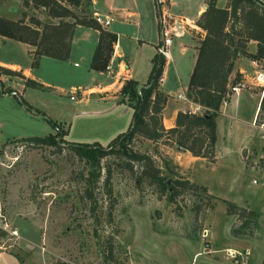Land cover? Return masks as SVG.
Instances as JSON below:
<instances>
[{"label": "rangeland", "instance_id": "374dc122", "mask_svg": "<svg viewBox=\"0 0 264 264\" xmlns=\"http://www.w3.org/2000/svg\"><path fill=\"white\" fill-rule=\"evenodd\" d=\"M95 1L98 11L104 10L124 34L121 45L133 54L138 52L132 55L130 64L141 80L146 79L154 43L161 39L158 11H165L167 17L193 19L201 4V0H167L158 6L155 0ZM72 10L77 16L85 14L83 5L73 6ZM129 11L132 15L126 17ZM0 17L30 25L33 18L57 21L43 7H33L30 1L24 5L21 0H0ZM167 26L173 29L168 20ZM11 45L6 41L0 46V58L19 56L15 44ZM167 49L172 60L163 64L159 83L174 95L180 85H186L194 51L185 33L173 34ZM37 89L43 90L35 96V105L43 116L37 114L33 119L14 114L9 103L0 99V141L8 137L0 142V264H264V125L253 121L256 139L240 150L244 176L239 173L236 155L226 154L220 141L213 162L203 158L204 163L193 164L183 154L178 156L176 150H182L174 144L139 135L125 141L127 152L146 150L152 154L161 173L169 178L167 184L172 178L201 184L197 182L199 177L213 193L208 199L207 190L186 188L169 200L157 196L146 179L137 186L128 169L131 165L136 170L137 164L128 161L116 145L100 157L96 168L99 177L87 185L91 191L87 196L83 189L91 168L87 161L78 158L63 142L58 148L17 137L53 132L45 117L71 123L68 137L75 136L73 141L104 133L80 120V111L93 106L74 102L87 93L76 91L71 99V90L57 95L47 88ZM230 93L229 89L227 96ZM89 96L90 102L97 101L96 105L105 110V98ZM100 144L108 148L106 143ZM224 199L258 211L250 225L251 234L233 236L229 232L236 219L226 212Z\"/></svg>", "mask_w": 264, "mask_h": 264}, {"label": "trees", "instance_id": "16d2710c", "mask_svg": "<svg viewBox=\"0 0 264 264\" xmlns=\"http://www.w3.org/2000/svg\"><path fill=\"white\" fill-rule=\"evenodd\" d=\"M24 5L30 1L33 7H43L50 17H55L56 22H40L33 18L32 25L22 20H12L0 17V35L12 37L27 42L34 46L31 50V65H35L40 54L56 58H64L68 53L69 38L75 23L85 24L99 30L98 39L94 47L89 66L102 70L112 51V44L116 39L115 32L103 28L98 24L91 13H86V0H21ZM206 6L196 19V24L203 30L196 47V54L188 77L185 96L202 107L200 112L177 111L174 124L165 127L161 121V108L166 99V93L158 88L164 57L156 51L151 57V68L148 77L140 87L136 80L125 79L120 87L121 100L132 108L129 123L125 130L118 132L104 148L98 141H66L61 137L65 130L49 117L45 119L54 129L44 135H28L18 137L39 145H54L61 148L60 142L78 157L90 164L85 178L86 186L83 188L87 196L91 195L88 184L99 177L97 164L100 157L108 151L121 148L128 161L137 164L132 172L135 184L138 186L146 179L148 184L155 188L157 196L164 195L169 200L180 191L191 188L206 191V188L187 178H172L166 183L167 175L162 174L160 167L155 164L154 158L148 151L125 150V141L134 135L142 136L151 141H160L163 144H177L188 150L191 155L201 156L207 162L214 160L215 140V115L219 111L222 101L228 99L230 86L234 78L229 77L233 60L238 55H247L253 59L264 58V2L262 0H225L223 6H217L215 0H204ZM83 5L85 14L77 16L72 7ZM71 19H65V17ZM255 40V51L246 50V43ZM159 43V42H158ZM157 43V44H158ZM14 74L23 78L25 86L46 88L41 82L24 76L20 71L10 69L0 64V74ZM16 92L12 88H3L0 81V92ZM23 104L35 114L43 116V112L30 106L23 98ZM254 122L264 125V87L259 98ZM109 149V150H108ZM108 177V172L104 176ZM207 192V191H206ZM207 199L211 194L207 192ZM207 201V200H206ZM205 201V202H206ZM226 212L235 215V221L230 226L229 232L233 236L251 234V226L259 214L253 208L236 204L224 199ZM199 205H196L198 208ZM107 219H111L108 212Z\"/></svg>", "mask_w": 264, "mask_h": 264}, {"label": "crops", "instance_id": "0c3cea01", "mask_svg": "<svg viewBox=\"0 0 264 264\" xmlns=\"http://www.w3.org/2000/svg\"><path fill=\"white\" fill-rule=\"evenodd\" d=\"M83 2L85 3L84 0ZM200 3L196 8L193 19L185 16V18L191 20V25L181 31V33L187 35L194 51L190 63V71L195 58L196 47L200 38L204 34V30L194 23V20L198 18L200 12L206 5L204 0H201ZM215 4L217 6H223L225 0H215ZM85 6L87 8V11H85L86 13L96 11L102 16H106L108 22L101 26L107 30L115 32L116 34V39L112 44V51L106 63V65H109L107 69L99 70L89 66L98 39L99 30L95 27L80 23H75L72 27L66 57L56 58L40 54L35 65L30 64L32 58L31 50L34 48L33 45L12 37L0 35V46L4 42L9 41V43L12 44L11 47L16 46L17 50L20 51L19 56L11 55L6 58H0V64L9 67L10 69L18 70L24 76L41 82L47 89H49V91H53V93L57 95L66 92L68 93L70 90L86 92V97L84 96L75 99L74 103L78 106L91 105L93 106V109H82L80 114L83 116L80 120L82 123L85 121L87 125H95L97 129L100 128L104 133H99V135L94 134L91 137H80L81 140L79 141L97 140L99 143H107L118 132L125 130L130 120L132 108L127 105L125 101L120 99L121 95L119 91L122 83L128 78L136 80L138 84H142L146 81L151 68V57L156 51L155 48L157 43L160 41L154 43V52L149 58L150 61L148 62V65L146 64L148 70L146 79H138V77L134 75V70L130 64L133 60L132 55H138V52L137 54H133L129 50V47L121 45V41L125 37L124 34H121V31L111 23L110 16H108L104 10L102 12L98 11V4L95 0H86ZM149 7H151V3H149ZM128 15H132V12L129 11L126 17H128ZM140 40L142 41V38H140ZM137 41V47H139V40ZM247 43V52H254L256 48L255 40H249ZM13 44H15V46ZM180 52L182 51L180 50ZM164 59V65L168 60H172L171 56L169 59ZM164 65L162 71L165 69ZM143 68H145L144 65ZM254 70L255 64L253 58L250 56L238 55L234 58L229 77L235 79L234 83L240 82L241 86L236 92H231L227 100L221 102L219 105V111L215 115L214 160L216 159L217 146L220 141L226 154L232 152L238 158L239 173H242L241 176L245 173L246 168L239 153L241 148L253 144L256 139V128L253 121L258 107L259 98L262 93L260 86L257 85L254 80ZM162 71L160 78H163ZM0 81L3 88L8 86L16 92V96L5 91L0 92V99H5L9 103L8 108L12 110L14 114L21 117L24 116L27 119H33L34 116H37V114L33 113L32 110L23 104L19 98H23L30 106H32V108H37L35 105L37 104L35 96L40 95L39 93L43 90L25 86L23 78L17 75L9 76L1 73ZM98 86H100L101 92L95 91ZM186 86L187 82L186 85H180V90L176 91L173 95V93H167V89L162 86L161 82H158V88L167 95L161 108V121L165 127L174 124L177 111H193L195 109L199 111L201 108L199 104L191 101L185 96ZM254 87L258 88L259 91L256 92L253 89ZM91 94L96 98H105V110L96 105L97 101L90 102L89 95ZM177 94H181V96H177ZM69 98L74 99V97L70 96ZM122 112L124 113L121 114ZM56 122L59 123L61 127H65L64 129L66 132L64 133V139L74 140L72 137L75 136L68 137L71 123L66 125L65 121L59 120ZM7 138L8 137H5V139L0 142L8 140ZM176 151L179 153L178 156L183 154L187 157L191 164L195 161H201L204 163L203 157L191 155L186 149L182 152L179 150ZM197 182L201 183L210 194H213L208 185L201 181L199 177H197Z\"/></svg>", "mask_w": 264, "mask_h": 264}, {"label": "built area", "instance_id": "2783aa9c", "mask_svg": "<svg viewBox=\"0 0 264 264\" xmlns=\"http://www.w3.org/2000/svg\"><path fill=\"white\" fill-rule=\"evenodd\" d=\"M167 0H155V3L158 6L159 2H165ZM92 17L93 19L100 25H104L108 22V18L106 16H102L96 11H92ZM165 11L161 12L158 11V21H159V32H160V42L156 45V52L160 55H162L164 58H170L169 52H168V46L172 42V35H181V31L185 30L187 26H190L189 20L185 17L181 16H171L168 15ZM167 20L171 24L173 29H169L167 26ZM253 62L255 64V70H254V80L257 85L260 86L261 90L264 87V58H261L259 60L253 59ZM109 65H105V68L107 69ZM241 86L240 82H235L230 86L231 92H236L239 87ZM97 89V90H96ZM95 89V91H100V86H98ZM77 90L71 91L69 96L74 97V94ZM177 96H181V94H177ZM194 112V111H191Z\"/></svg>", "mask_w": 264, "mask_h": 264}, {"label": "water", "instance_id": "95a60500", "mask_svg": "<svg viewBox=\"0 0 264 264\" xmlns=\"http://www.w3.org/2000/svg\"><path fill=\"white\" fill-rule=\"evenodd\" d=\"M205 6H206V5H205ZM205 6H204V7H205ZM141 85H142V84H138V87H140ZM174 145H175V147H177L178 149H180V150H182V151L185 150V148H183L182 146H179V145H177V144H174ZM168 181H169V178L166 179V183H168Z\"/></svg>", "mask_w": 264, "mask_h": 264}]
</instances>
